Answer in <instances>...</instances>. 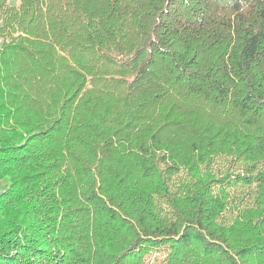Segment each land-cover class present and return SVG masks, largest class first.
<instances>
[{"label":"trees","instance_id":"trees-1","mask_svg":"<svg viewBox=\"0 0 264 264\" xmlns=\"http://www.w3.org/2000/svg\"><path fill=\"white\" fill-rule=\"evenodd\" d=\"M0 264H264V0H0Z\"/></svg>","mask_w":264,"mask_h":264},{"label":"rangeland","instance_id":"rangeland-1","mask_svg":"<svg viewBox=\"0 0 264 264\" xmlns=\"http://www.w3.org/2000/svg\"><path fill=\"white\" fill-rule=\"evenodd\" d=\"M11 4H18L19 3V0H10Z\"/></svg>","mask_w":264,"mask_h":264}]
</instances>
